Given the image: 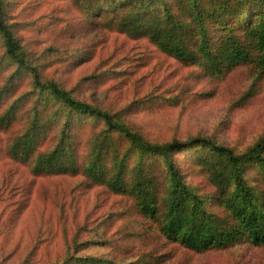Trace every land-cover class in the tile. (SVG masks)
<instances>
[{"label": "rangeland", "instance_id": "obj_1", "mask_svg": "<svg viewBox=\"0 0 264 264\" xmlns=\"http://www.w3.org/2000/svg\"><path fill=\"white\" fill-rule=\"evenodd\" d=\"M5 1L6 21L44 80L118 116L148 142L206 138L239 154L264 138V76L252 65L238 67L222 80L197 76L190 82V69L144 38L87 22L70 0ZM148 2V11L153 6L159 10ZM3 51L0 39V93L15 71L2 60ZM19 82L3 108L21 98L24 111L13 131L0 133V264H62L70 256L131 264L150 254L160 257V264H264V247L242 244L198 254L165 243L127 210L126 198L86 183L81 174L35 175L31 164L10 160L7 147L26 129L25 110L36 97L28 75ZM64 122L61 117L60 127ZM78 125L76 155L83 161L93 153L103 125L92 119ZM112 137L123 154L127 143ZM192 153L176 151L172 158L183 181L208 202L214 189ZM135 160L124 156L129 169ZM258 171L254 165L245 167L252 187Z\"/></svg>", "mask_w": 264, "mask_h": 264}, {"label": "trees", "instance_id": "obj_2", "mask_svg": "<svg viewBox=\"0 0 264 264\" xmlns=\"http://www.w3.org/2000/svg\"><path fill=\"white\" fill-rule=\"evenodd\" d=\"M148 1L158 4L159 10L153 6L154 11H148ZM70 3L91 24L132 39H146L163 55L190 69V82L197 76L222 80L247 65L264 76V0ZM6 8V1L0 0L2 60L15 71L14 79L0 93V133L13 131L24 111L26 102L21 98L3 108L23 75L31 78L36 95L25 110L29 116L26 129L7 147L10 160L31 164L35 175L81 174L86 183L126 198L127 210L148 223L157 239L187 251L222 252L242 244L264 247V138L239 154L206 138L148 142L118 116L74 98L54 80H44L38 64L29 59L7 23ZM52 104L63 111L52 110ZM61 117L65 120L62 127ZM86 119L101 122L103 131L89 159L80 161L75 131ZM58 127L59 134L53 136ZM113 135L127 143L123 154L113 145ZM189 150H193V160L206 169L214 189L208 202L183 181L172 158V152ZM126 153L136 157L131 169L124 162ZM246 165L259 170L255 187L245 178ZM160 260L150 254L131 264H160ZM62 264L121 263L70 256Z\"/></svg>", "mask_w": 264, "mask_h": 264}]
</instances>
